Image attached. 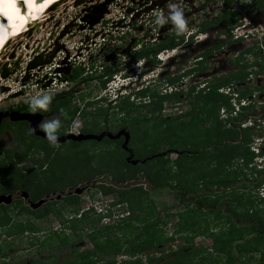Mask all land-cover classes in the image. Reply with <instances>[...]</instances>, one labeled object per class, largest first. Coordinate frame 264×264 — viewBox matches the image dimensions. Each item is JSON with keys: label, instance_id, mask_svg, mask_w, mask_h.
I'll use <instances>...</instances> for the list:
<instances>
[{"label": "trees", "instance_id": "16d2710c", "mask_svg": "<svg viewBox=\"0 0 264 264\" xmlns=\"http://www.w3.org/2000/svg\"><path fill=\"white\" fill-rule=\"evenodd\" d=\"M230 1L225 0L221 15L217 19L199 23L194 34H202L223 27L225 29L217 31V36L230 37V30L233 26L237 27L240 24L238 18L241 15L240 11H231L228 8ZM250 7L251 11L264 9V0H253ZM228 43L225 39L218 41L197 58L205 59L223 49ZM176 46L175 38L170 37L153 42L150 46L142 45L140 50L131 57L133 59L148 58L151 62H155V55L164 50L174 49ZM260 47L264 48V39L260 41ZM242 61L243 59L236 56L230 64L238 67L220 75L217 80H206L200 88L196 84H188L185 90L179 89L168 95H160L149 86L137 93L136 96L140 97V101L136 106L127 98L120 100L117 107L129 119L127 123L129 125L127 131L130 134L129 146L134 142V133L137 130H140L143 141L149 139V142H142L141 149L131 148L132 158L136 160L134 166L124 161L126 153L120 147H117L114 153L98 152L96 155L98 160L95 164L98 167L95 168V170L98 169L97 173L108 175L116 184L145 178L153 192L172 190L176 192L180 200L190 194L189 198L195 204L194 211L204 210L209 215L217 214L219 210L216 211V208L222 204L217 194L219 188L226 189L237 183L239 189H244L245 181L249 177L253 180L252 187L260 185L262 181L256 180L263 171H257L254 166L248 168L255 157L249 147L253 137L260 136L254 134L252 128L264 122V114L256 119H250V125L241 126L246 122L249 114L252 115L255 112L253 103L239 104L250 95L247 87H241L249 75L247 61L241 63ZM197 62L198 69L193 70L202 72L205 67L201 66L202 62ZM262 69L260 65L259 72ZM111 73L110 67H106L104 74L110 76ZM76 75L78 72H75L73 78ZM98 78L100 79L101 76ZM178 78H167L166 83L169 85L177 83ZM104 83L105 81H100L101 86ZM223 88H227L233 96L228 97L227 94L218 91ZM182 96L186 97L185 102L188 106L185 113L168 118L160 114L164 101L172 100V103L180 105L184 102ZM230 97L236 100V111L233 110L229 101ZM136 108L143 109L145 113H138L128 118L127 115ZM102 109L98 108L97 111ZM220 109L226 114L223 119L218 116ZM23 110H29L28 104ZM56 111L59 113L58 107ZM204 123L208 126L203 127ZM11 124L16 123L9 122L5 128ZM21 124L25 122L22 121ZM16 141L18 142L16 147L4 150L3 155L0 156V194H10L21 190L20 192L27 193L31 202H36L44 195L59 189L55 186L57 183L64 189L86 179L81 175L84 166L80 165L81 161L84 163L86 161L78 156L76 151L50 152L54 146L34 136L29 129L19 131ZM110 142L112 141L104 139L100 143ZM65 144L75 147L78 142L68 141ZM142 150L143 156L136 158ZM106 153H110L108 160L112 163L115 160L118 161L117 154L120 155L122 169L120 168L116 173L111 171L109 161L104 162L103 154ZM170 153L175 154L173 160L168 158ZM37 154H42L43 162L39 163L35 169L24 165L17 167V164L25 160L27 156ZM57 155L64 160L75 156L71 160L79 164H65L66 167L61 168L55 163ZM141 160L145 161L141 163ZM233 164L236 165L235 168H231ZM247 168L248 173H246ZM53 177H57L56 181L52 179ZM99 187L104 191L113 190L102 185ZM118 193L121 198L111 206L129 204L125 217H121L116 223H100L102 219L110 216L109 212L101 214L91 207L85 210L80 209L77 195L61 197L59 202L53 201L54 204H58V207L46 203L32 209L20 198L8 205L0 204V236L11 238L26 234L27 247L34 248L32 252L35 250L50 252L42 260L35 259L29 264H116L117 256L120 257L119 264H219V260L217 261L219 255L225 256L224 264H264V210L257 208L259 200L256 197L252 199L244 193L227 197L225 204L229 206L234 203L236 208L233 210V219L228 217L229 232H209L207 236L212 244L209 249H205L194 245L193 240L206 233L207 225L202 227L197 221H193L192 217L186 223L184 215L183 218L178 215L182 220H178L179 227L166 237L157 231L158 222H150L147 212L144 214L141 209L143 207L141 198L145 197V191L135 186L119 190ZM181 202L184 207L189 204L184 199ZM150 207L154 210V206ZM10 210L14 216L10 214ZM50 214L60 220L62 227L45 232L40 240L38 236L40 230L34 221ZM138 218L141 222L139 225L130 224ZM175 238H180L181 243L172 247L171 250L159 248L162 243H173ZM83 239L89 241L90 248L80 251L73 248L66 255L56 252V249H67ZM151 250L154 253H151ZM13 256H10L0 245V259L4 260L0 264L15 260L16 257ZM21 262L23 264V261Z\"/></svg>", "mask_w": 264, "mask_h": 264}, {"label": "rangeland", "instance_id": "374dc122", "mask_svg": "<svg viewBox=\"0 0 264 264\" xmlns=\"http://www.w3.org/2000/svg\"><path fill=\"white\" fill-rule=\"evenodd\" d=\"M224 1L225 0H183V11L186 19V31L179 36L175 34L174 26L170 22L159 26V28H156V26L152 23V21L154 20V16H152V13L156 7L161 8L162 12H165L163 13L164 16L167 17V0H68L67 3L62 2L64 3H61V5H64L63 9H65L67 6V10H70L71 12L67 13L63 18L52 16L51 20L43 22V25L40 24L42 25V27L40 25L38 27H34L29 30L27 34L21 36L20 38L12 40L14 41L12 43H14L15 47L19 48V50L17 49L15 50V52L18 53V55H21L23 61L19 63L17 67L8 74L7 77L3 78L0 81V87L5 88V91L0 95V156L3 155L2 152L4 150L11 149L17 146L18 142L16 141V137L19 131L23 129H29L28 123L20 125V122H22V120H11V115H13L15 112L31 113L29 110L27 111L23 109H25V106L29 104V100L37 94H48L55 99L59 98L62 101H70L69 105H66L65 108L58 107L59 113H57V117L59 119H61L62 116H66L68 118L70 117L69 114H73L72 118H68V121L70 122L69 124L68 122L66 124L60 121V128L62 130L61 133H67L70 131L72 135H76V133L82 128L86 130L92 129V131H94V135L96 136L100 135V133H96V129L104 131L105 135L110 136H114L119 133L129 134V132L127 131V127H129V125H127L129 119L126 118V114L123 111H119L117 103L112 107L106 108L105 102H102L101 105L103 109L97 111L98 107L100 106L99 102H89V99L93 98L95 95L102 93V87L100 85L101 78L99 79L98 77L101 76L104 71L100 74H87V76H93L92 78L95 77V79L89 82L87 86L83 85L74 89L72 88V93L71 91L69 93L64 89H60L59 87L41 91V89L33 87L36 81L33 76L28 75V71H30L31 69H28V71L25 72L26 65L29 61H32V55H34V53L29 50H23L24 46H43V53L51 52L56 48L57 50H59V52L67 54V56L77 50L88 53L106 51V53L110 52L106 56V59L110 60L111 58H113L116 52H120V50H118L117 46L114 44L115 42L112 43L116 31L108 30L110 34H107L106 30L105 32H103L105 33V35H103L102 32L95 33L94 28H90V25L95 27L96 24L91 23L94 22L100 14L101 17L99 19H146L144 24H142V26L137 29L135 36L137 39L136 41H141L143 43L147 42L149 46L151 45L152 41L159 42L170 37L175 38V42L177 43V46L174 48L175 54L173 53L171 56H167L164 58V60H166L164 65L162 66V71L159 72L158 76L155 78L156 80H153L154 82L151 85V87L155 89L158 94L168 95L169 93L174 92L175 89H178L180 87L186 89L188 84H196L198 88H200L204 85V82L206 80H217L220 75L226 74L232 68L238 67L237 65L232 66L230 64L231 61L237 56L240 57V59H243L241 63L247 61V71L249 73L247 81L241 84V87H247L250 91V95L243 101L251 102L255 107V112L252 115L249 114L247 120L256 119L259 115L264 114V48L260 47V41L264 39V9L251 11V7L249 8V4L253 0H232L228 5V8L231 11H240L241 15L238 18L240 24L237 27L233 26L230 30V37L217 36V31L224 30L225 28L223 27H221L219 30L212 29L205 34H194L196 26L199 23L217 19L221 15V9L224 6ZM68 5H72V10L68 9ZM115 27L116 26H114V28ZM227 32L229 33V30ZM145 33H147L146 36ZM84 34H87V43H83V45L80 46L78 45L77 40ZM101 35H103L102 37L105 39V42L101 43ZM223 39L229 42L223 47V49L211 54L205 59L202 58V60H199V58H197L210 46L214 45L218 41H223ZM84 41L86 42V39H84ZM62 46L66 48V50H64ZM144 46L146 45L144 44ZM130 47H132V44L128 43L124 48V51L130 50ZM257 49H259L258 52ZM164 56L165 54H163L161 58H163ZM2 57L5 58V54ZM154 59L156 60V58ZM197 61L202 62L201 66L205 67L202 72L193 70L198 69L196 66V63H198ZM144 62L145 65H147V77H154V72L157 70L156 66L148 58L144 59ZM119 65V63L113 66L110 65V69L113 67L111 69V75H113L111 76V78L119 76L117 75L121 71V67H119ZM260 65L263 67V69L259 72ZM77 67L79 66L77 65ZM68 72L70 74L71 70L67 71V76H69ZM82 72L79 71V73ZM84 75L85 73L83 72L82 74H80V76H78V79L83 77ZM171 77H179V81L174 84H167L166 79ZM105 87H107V85H105ZM227 90V88H223L219 89L218 91L227 94L228 97L233 96L231 92H227ZM182 98L184 102L180 105H178L177 103H172V100L164 101L160 114L165 118H168L185 113L188 109V106L185 102L186 97L182 96ZM233 98L234 97H230L229 101L231 102L233 110L235 111L237 104L236 100H234ZM128 101L130 102V99ZM137 101L134 100L130 103L136 106ZM242 103L243 102H240V104ZM38 112L39 111H37L36 113L39 114ZM41 113L42 111L40 112V114ZM138 113L143 114L145 113V111L143 109L136 108L133 109L127 115V117L130 118ZM46 116L48 117H46L45 120L56 119V115H54V113H48L46 114ZM218 116L220 119L225 118V111H223L222 113L220 109L218 112ZM247 120L245 124H250ZM9 122L16 124H11L8 128H5V125ZM262 124L264 125V123L260 122V124L252 128V132L254 134L260 135H255L252 140V145L260 147L259 152L264 151V127ZM203 125V127L208 126L207 123H204ZM134 134L135 139L134 142L130 144V146V134L128 137L127 148L129 150H131V148L141 149L142 142H149V139L143 141L140 130H137ZM59 136L60 135H58V137ZM109 141L112 142L108 144H102L100 143V140L94 141L95 143H92L91 141H78V144H76L75 147L71 146L72 148L69 144L64 143L62 145L54 146V148L50 149V152L56 150L59 153H69L76 151L78 156L83 157L87 162V164L83 161L80 162V165L84 166L81 175L83 177L85 176L86 179H84L82 182H78L74 186L72 185V189H69V186L62 189L60 188L61 186L58 183L55 184V186L59 189L55 190L53 193H48L46 202L50 203V205L58 207V204H54L55 202L53 201L59 202L62 196L64 198L66 196H69V194H72L75 187H82L83 190L81 191L78 200L79 208L85 210L91 207L95 212H100L101 214L109 212L110 216L108 218L106 217L102 219L100 223H116L121 217H125V212L128 208L127 205L129 204L128 203L127 205L119 204L111 206L112 203L118 201L121 198L118 191L123 190L124 188L130 189L135 186L140 187L146 193L145 197L141 198L142 206L145 208L142 207L141 209L144 214L145 212H147L146 215L148 216L150 222H158L156 227L158 232H161L164 234V236L169 237L173 230L179 227L178 220L182 221L181 217L183 218V215L184 219H186V223H188L192 217V220L197 221L202 227H204V225H207L206 233L202 236L194 238V245L209 249L212 244L210 238L207 236L209 232H229L228 229L230 223L227 222L228 217H230L231 220L233 219V210L236 208L234 203L229 206L225 204L227 197L235 196L238 193L249 195L252 199L258 197V188L256 189V187H252V180L247 179L245 181L246 186L244 189L227 188L228 190H224L223 194L221 196H218L222 203L218 208H216V211H219L216 212L217 214L215 215H209L204 210L194 211L195 204L192 200H190V194H187L180 200L176 192L172 190L153 192L145 178L123 184H116L108 175L98 174V169L95 170V168H98L95 165L98 160L96 158L98 152L109 151L114 153V150H117V147H120L118 141L115 143L113 142L114 140L109 139ZM120 149L122 150L121 147ZM119 151L117 153H119ZM109 154L110 153L103 154V156L105 157L104 162L109 161L111 171L116 173L123 165L120 162V155L117 154L118 161L115 160V162L112 163L110 160H108ZM143 154L144 151L142 150L140 154H137L139 156L136 158H141ZM73 157L75 156H71L69 160H64L63 157L57 155L55 163L61 168H65V164H79V162H73L71 160ZM168 158L170 160H173L175 158V154L170 153ZM31 159L36 162H33ZM142 161L144 162L145 160H141V163H143ZM256 161H258L257 164L263 165L264 154L259 155L256 158ZM41 162H43L42 154L29 155L25 160L17 164V167L24 165L35 169ZM233 167L235 168L236 165L233 164L231 168ZM56 178L57 177H53L52 179L56 181ZM257 179L263 181L264 172L260 173ZM99 185H102L103 187H110L113 190L104 191L99 187ZM262 185H264V183ZM20 191L21 190L9 194L11 195L10 203H12V201L16 199H22L20 196ZM58 195H60V198L56 200V196ZM41 199H44V196ZM183 199L185 200V202L189 203L187 207H184L183 203L181 202ZM23 201L24 203H27V200L24 199ZM151 205L154 206V210H151L153 209L150 207ZM257 208L261 210V204H259ZM192 211H194V213H192ZM10 214L14 216L12 212ZM178 215H180L181 217H178ZM188 216L190 218H188ZM34 223L40 230V233L38 234L40 240H42L45 232L58 230L62 227L60 220L55 218L51 214L45 216L42 219L35 220ZM140 223L141 222L139 218L138 220L130 222V224L132 225H139ZM236 224L240 225V223ZM245 225H248V223H245ZM175 239L176 240L173 243H162L159 248L161 250H171L172 247L181 243L180 238ZM27 240L28 239L26 234H23V236L15 235L11 238L0 236V245L5 248V251L10 256L14 255L13 257H16L14 258L15 260H8L5 264H22L21 261H23V264H29L32 260L35 259L42 260L47 253H50L48 250H35L34 252H32L34 248L29 249L27 247ZM73 248H77V250L79 251L87 249L90 248V243L87 239H83L80 242H75V244L70 245L67 249H56V252L58 251L66 255L69 250ZM29 251L31 253H29ZM151 253L154 252L151 250ZM217 257V261L219 260V264H224L223 262L225 256L219 255ZM119 258V256L115 257L116 264H119ZM3 261V259H0V263H2Z\"/></svg>", "mask_w": 264, "mask_h": 264}, {"label": "built area", "instance_id": "2783aa9c", "mask_svg": "<svg viewBox=\"0 0 264 264\" xmlns=\"http://www.w3.org/2000/svg\"><path fill=\"white\" fill-rule=\"evenodd\" d=\"M206 1V0H205ZM232 1V0H231ZM230 1V2H231ZM225 2V1H224ZM252 2V1H251ZM250 2V4H251ZM249 4V5H250ZM157 10L162 11L161 8L156 7L155 10L153 11L156 12ZM152 13V16H153ZM165 13V12H163ZM152 20V19H151ZM146 19H100L97 21L95 24V27L90 25V28H94L95 33H100V32H105L107 30V34H110L108 30H115V36L114 40H112V43L115 42L114 44L117 46V49L120 50V52H116L114 56L117 55L118 58L117 64L119 63L120 65L127 63L130 59L128 53H135L142 45H149L147 42H141V41H136V31L137 29L144 24ZM114 26H116L114 28ZM114 28V29H113ZM147 33H145L146 36ZM87 34H84L83 36L79 37L77 40L78 45L82 46L83 43H87ZM105 35V33H103ZM101 35V37L103 36ZM86 39V42L84 41ZM101 43L105 42V39L102 37L101 38ZM133 41V42H132ZM135 41V42H134ZM155 41H152V43ZM128 43L132 44V47H130V50L124 51V48ZM151 43V41H150ZM151 43V44H152ZM63 47V46H62ZM61 48V47H60ZM175 52L174 49L172 50H164L159 52L156 56L159 59H163L166 56L172 54ZM50 52L42 53L41 58L43 61L47 60V55ZM110 53V52H109ZM106 51L103 52H95V53H88V52H81L80 50L74 51L70 53L68 56L67 54H64L62 52H59L57 50L54 52L53 56L48 59L47 62L43 63L42 65H38L35 68H32L30 71L25 70V72L28 71V75L33 76L35 79V84L33 87L41 89V91H46L49 89H52L54 87H59L60 89L67 90L71 82L70 80L66 77V72L69 70H73L74 68L80 69V71H83L85 75L87 74H92L93 72H96L98 74L102 73L105 66L110 64L111 61L106 60V56L109 54ZM165 56L161 58V56ZM67 63V64H66ZM75 64V65H74ZM77 65L79 67H77ZM132 67H136L137 64L133 63L131 64ZM114 79H111V83L113 85H116L117 83L120 84H126L128 79L130 78H125V79H117V77H112ZM115 80V81H113ZM228 92V90H227ZM243 102L242 104H246L243 100L240 101ZM240 104V103H239ZM237 106V105H236ZM237 110V107H236ZM235 110V111H236ZM222 113L223 110L221 109ZM250 124L251 122L247 120ZM264 123V122H262ZM250 124H245L243 123L241 126H246ZM263 125V124H262ZM264 127V125H263ZM253 144V142H252ZM250 145V151L254 154L253 161L250 165H248V168H254L257 171H263L264 172V164H257L258 161H256V158L259 156L261 152H259V146H254ZM264 152V151H263ZM246 170V173L249 172V170ZM264 183V180L261 182L259 187ZM258 187L257 189V199L259 200V204H261L262 210H264V185H262L260 188Z\"/></svg>", "mask_w": 264, "mask_h": 264}, {"label": "clouds", "instance_id": "9594fccd", "mask_svg": "<svg viewBox=\"0 0 264 264\" xmlns=\"http://www.w3.org/2000/svg\"><path fill=\"white\" fill-rule=\"evenodd\" d=\"M166 7L168 9L167 17L164 16L162 11L157 10L156 12L153 13L154 20L152 21V23L156 26V28H159V26H162L170 22L174 26L175 34L179 36L180 34L186 31V19L183 11V0H167ZM27 33L28 32H26L25 34ZM140 48L136 52H138ZM132 54L134 53H128L130 57L129 61L127 63L122 64L121 71L119 72V74H117L119 76L118 77L116 76L117 79L119 80L121 78L122 79L130 78L128 79V81H126L127 83L125 85L120 83L113 85V83L110 84V82L111 79L114 78H110L107 82L104 83L103 86H101L102 93L95 95L93 98L89 99L91 102L94 101L95 102L98 101L101 103L105 102L106 108L112 107L120 100L126 98L128 100L130 99V102H132V100L137 97L136 96L137 93L141 92L142 90L153 84L154 82L153 80H156L155 76L150 78L147 77L146 74L147 65H145L144 59H133L131 57ZM165 60H163V64L165 63ZM133 63H136L137 66L132 67L131 64ZM110 65L111 62L110 64L105 66V68L110 67ZM105 85H107V87H105ZM51 100L52 97L48 94H43V95L37 94L29 100V104H28L29 111L31 113H36L38 110L42 112H46L49 110V104ZM99 108H103L102 105H100ZM37 127L40 131H42L45 134V139L49 142L50 146L57 145L58 129L61 127V122L59 119H50L47 121H43L39 123ZM30 132H33V129H30ZM262 154H264V152H261L259 155Z\"/></svg>", "mask_w": 264, "mask_h": 264}, {"label": "bare ground", "instance_id": "6f19581e", "mask_svg": "<svg viewBox=\"0 0 264 264\" xmlns=\"http://www.w3.org/2000/svg\"><path fill=\"white\" fill-rule=\"evenodd\" d=\"M67 1L68 0H59V1L58 0H27L28 6L33 8L34 12L31 17L34 19H25V16L20 14L18 10L14 8L15 6L14 7L10 5L6 6V9L2 12L5 14L7 19L11 20L12 26H11V31L9 30L6 31L8 32L6 36L3 34H0V46L6 43L4 46L2 45L3 47L2 46L0 47V62H1L0 72H2L5 69L6 72L10 70V73H11V69L14 68L12 63L16 61H18V63H21L23 61V59L21 58V55H18V53L15 52V50L17 49L19 50V48L15 47L14 43H12L14 41L12 40L20 38L23 32L25 34L26 32H29V30H31L32 28L38 27L40 24L43 25V22H47L48 20H51L52 16H58V18H63L67 13L71 12L70 10H67V6L65 9H63L64 5H61L62 2L67 3ZM0 6L2 5L0 4ZM22 6H23L22 11H24L27 7V4H22ZM68 6H69L68 9L72 10V5H68ZM99 20L100 19H98L97 21ZM22 24L25 26L21 30H19ZM42 25L40 26L42 27ZM42 47L43 46H30V47L24 46L23 50L32 51L34 53V56H37L38 54L43 53ZM64 50H66V48H64ZM4 54H5V58L2 57ZM172 54L168 56H171ZM8 74H6L5 77H7ZM2 79L3 78L0 76V81Z\"/></svg>", "mask_w": 264, "mask_h": 264}, {"label": "water", "instance_id": "95a60500", "mask_svg": "<svg viewBox=\"0 0 264 264\" xmlns=\"http://www.w3.org/2000/svg\"><path fill=\"white\" fill-rule=\"evenodd\" d=\"M100 17H101V14L91 24L96 23L97 20ZM56 50L57 49L55 48L53 51H51L47 55V60H45V61L42 60L41 54L40 55L38 54L37 56L32 55V61H29L27 63L26 70L35 68L36 66L42 65L43 63L47 62L48 59H50L53 56V54H54V52ZM106 60L107 61H110L111 59L110 60L109 59H106ZM18 64H19L18 61L12 63V65H13L14 68L11 69V72L17 67ZM8 72L10 73V70L6 72V70L4 69L0 73V76L2 78H5V75L8 74ZM4 91H5V88L4 87H0V94L2 92H4ZM39 119H40V115L37 114V113H18V112H15L13 115H11V120L27 121L29 123L30 129H33V132H32L33 135L45 139V134L42 131H40L38 129V127H37V124H38ZM120 135H122L123 138H124L123 139V142H122V144H121L120 147L122 148L123 151L127 152V157L125 158V161L127 163H129L130 165H135L136 164V161L132 159V153L127 148L129 134L128 133H123V134H120ZM106 137L109 138L110 140H113V139H117L119 137V134L114 135V136L106 135ZM101 138H102L101 135L96 136V135H91V134H87V135H72V134H68V135H65V136L58 137V142L57 143H61V142L67 141V140H72V141L95 140V141H99V140H101ZM82 190H83V188L76 187L74 189L73 193L74 194H80ZM20 196H21V198L23 200L24 199L25 200L28 199L27 193H25L23 191L20 192ZM57 198H59V196H57ZM10 201H11V195H9V194H7V195L0 194V204L8 205L10 203ZM44 202H45L44 199H40V200H38L36 202H29V207L32 208V209H36L37 207H39L40 205H42Z\"/></svg>", "mask_w": 264, "mask_h": 264}, {"label": "flooded vegetation", "instance_id": "af4514ba", "mask_svg": "<svg viewBox=\"0 0 264 264\" xmlns=\"http://www.w3.org/2000/svg\"><path fill=\"white\" fill-rule=\"evenodd\" d=\"M221 27H219L218 28V30L220 29ZM217 30V29H216ZM172 50V49H171ZM174 54H175V52H174ZM116 58H118L117 57V55L116 56H114L113 58H111V65L113 66V65H117V60H116ZM155 58H156V60H155V62H153L154 63V65L156 66V68H157V70L154 72L155 73V78L158 76V74H159V72L160 71H162V66L164 65L163 64V59H159L157 56H155ZM111 66V67H112ZM122 66V65H121ZM120 65H119V67H121ZM113 68V67H112ZM111 68V69H112ZM79 71H80V69H78V68H74L72 71H71V73L69 74V72H68V75L69 76H67V72L65 73L66 74V77L70 80V82L72 83L71 85H70V87L66 90V91H68L69 93H70V91L72 90V88L74 89V88H76V87H79V86H83V85H86L87 86V84L89 83V82H91L92 80H94L95 79V77L94 78H92L93 76H87V75H84L83 77H81V78H79L78 79V76H80V74H82V73H79ZM75 72H78V75H76V77L75 78H73L74 76H75ZM111 76H113V75H107V74H104V73H102V75H101V81H105V82H107L110 78H111ZM179 89H181V90H185V89H183L182 87H180V88H178V89H175V91H177V90H179ZM73 91H71V93H72ZM137 101V103L140 101V97L139 96H137L135 99H133L132 101ZM89 102H91L90 100H89ZM69 103H70V101L68 100V101H62V100H60L59 98H54V97H52V100H51V102H50V104H49V110L48 111H46V112H42L41 114L42 115H44V116H42L41 114H40V112L41 111H39L38 113L40 114V119H39V121H38V124L39 123H41L42 121H47V120H45V118L46 117H48V116H46V114H48V113H54V115H56V119H59L57 116H58V112L56 111V108L57 107H62V108H65L66 107V105H69ZM99 104L101 105V102H99ZM118 104V103H117ZM138 105V104H137ZM100 107V106H99ZM98 107V108H99ZM161 111H162V109H161ZM69 116L70 117H68V118H72L73 117V114H69ZM177 116H179V115H177ZM68 118L66 117V116H62V118L61 119H59L62 123H66L67 124V122H68V124L70 123L69 121H68ZM23 122H25V123H28L27 121H23ZM37 124V125H38ZM28 127H29V123H28ZM29 130H30V127H29ZM96 131V133H100V135L102 136V138H101V140L100 141H103L104 139H107V140H109V138H107L106 137V135H105V132L104 131H101V130H95ZM62 132V130H61V128H59L58 129V135H60L59 137H61V136H65V135H68V134H72L70 131L69 132H67V133H61ZM94 131H92V129L90 130V129H80V131H78L77 133H76V135H87V134H91V135H94V133H93ZM61 133V134H60ZM33 134V133H32ZM37 137V136H36ZM39 138H41V137H39ZM41 139H43V138H41ZM123 137L122 136H120V133H119V138H117V139H113L114 141H119V145L121 146V144H122V142H123ZM43 140H45V139H43ZM46 141V140H45ZM68 141H72V140H67V141H64V142H61V143H57V145H61V144H63V143H65V142H68ZM83 141H95V140H83ZM83 141H81V142H83ZM47 142V141H46ZM73 142H78V141H73ZM47 143H49V142H47ZM128 144V143H127ZM56 145V146H57ZM125 152V151H124ZM126 153V157H127V152H125ZM125 157V158H126ZM124 161H125V159H124ZM126 162V161H125ZM248 180H251V178L249 177V179ZM256 181H260V180H256ZM255 181V182H256ZM252 183H253V180H252ZM261 184V183H260ZM234 184H232L230 187H228V189H236V188H238V184L237 183H235V185L233 186ZM259 187V185L258 186H256V189ZM76 188V187H75ZM74 188V189H75ZM79 188H82V187H79ZM69 189H72L71 187H69ZM227 188L226 189H223V188H219L218 190H217V194L219 195V196H221L222 194H223V192H224V190H228ZM68 194H69V192H68ZM81 194V193H80ZM80 194H74V193H72V194H69V196H71V195H77V196H79ZM28 196V195H27ZM59 196V198H60V195H58ZM63 197V196H62ZM47 198H48V195L46 194V195H44V200H45V202L43 203V204H46V203H48V202H46L47 201ZM59 198H57V196H56V200H58ZM27 200V203H28V206H29V202H31L29 199H26Z\"/></svg>", "mask_w": 264, "mask_h": 264}]
</instances>
